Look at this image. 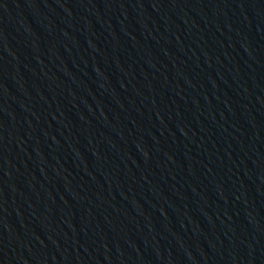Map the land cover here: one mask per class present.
Listing matches in <instances>:
<instances>
[{
  "label": "water",
  "instance_id": "water-1",
  "mask_svg": "<svg viewBox=\"0 0 264 264\" xmlns=\"http://www.w3.org/2000/svg\"><path fill=\"white\" fill-rule=\"evenodd\" d=\"M0 264H264V0H0Z\"/></svg>",
  "mask_w": 264,
  "mask_h": 264
}]
</instances>
